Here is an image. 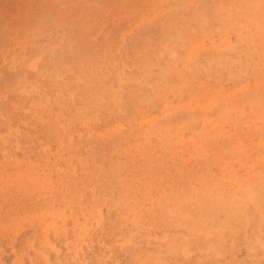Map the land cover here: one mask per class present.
Segmentation results:
<instances>
[{
  "label": "rangeland",
  "instance_id": "rangeland-1",
  "mask_svg": "<svg viewBox=\"0 0 264 264\" xmlns=\"http://www.w3.org/2000/svg\"><path fill=\"white\" fill-rule=\"evenodd\" d=\"M0 264H264V0H0Z\"/></svg>",
  "mask_w": 264,
  "mask_h": 264
}]
</instances>
